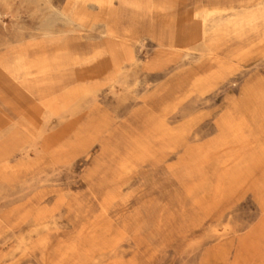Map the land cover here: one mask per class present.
I'll return each mask as SVG.
<instances>
[{
    "label": "rangeland",
    "instance_id": "374dc122",
    "mask_svg": "<svg viewBox=\"0 0 264 264\" xmlns=\"http://www.w3.org/2000/svg\"><path fill=\"white\" fill-rule=\"evenodd\" d=\"M258 3L0 0V264H264Z\"/></svg>",
    "mask_w": 264,
    "mask_h": 264
},
{
    "label": "bare ground",
    "instance_id": "6f19581e",
    "mask_svg": "<svg viewBox=\"0 0 264 264\" xmlns=\"http://www.w3.org/2000/svg\"><path fill=\"white\" fill-rule=\"evenodd\" d=\"M260 3L256 4L258 5L257 8L260 10L252 14V17L248 18L247 14L237 12L235 7L209 10L205 13L194 15V19L196 20L199 29L197 36L202 38L211 37L213 40H218L224 35H229L231 33H236L237 36L240 37L258 34L260 31V23H264V5L261 8V6H259Z\"/></svg>",
    "mask_w": 264,
    "mask_h": 264
}]
</instances>
